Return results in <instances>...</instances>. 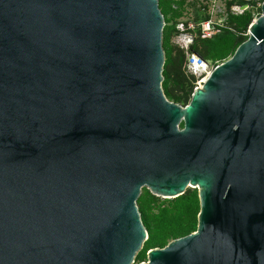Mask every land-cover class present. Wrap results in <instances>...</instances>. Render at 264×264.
<instances>
[{
  "label": "water",
  "instance_id": "water-1",
  "mask_svg": "<svg viewBox=\"0 0 264 264\" xmlns=\"http://www.w3.org/2000/svg\"><path fill=\"white\" fill-rule=\"evenodd\" d=\"M260 10L181 106L158 0H0V264H133L142 189L187 188L196 231L139 264H264Z\"/></svg>",
  "mask_w": 264,
  "mask_h": 264
},
{
  "label": "trees",
  "instance_id": "trees-1",
  "mask_svg": "<svg viewBox=\"0 0 264 264\" xmlns=\"http://www.w3.org/2000/svg\"><path fill=\"white\" fill-rule=\"evenodd\" d=\"M249 5V10L241 15L229 14L225 26L210 39H201L196 36L191 50L197 53L204 61L221 63L230 58L237 47L247 40V30L252 22L251 0H233L229 2L230 8L233 4ZM180 2L171 0H158V6L164 17V28L162 34V47L165 62L162 71V89L165 97L181 106L189 103L193 93V77H184L186 69V56L171 38L177 34L176 24L179 16ZM259 11L260 7L258 8ZM168 13L171 14L167 18ZM195 17V21L200 20ZM208 17L204 18L207 19ZM203 19V20H204ZM171 25H167L168 23ZM174 83V85L172 84ZM155 204V211H153ZM140 213L141 222L148 233L141 251L135 260L139 263L146 261L147 251L153 248H163L170 241L185 237L197 229V216L199 213V200L196 189L188 190L175 199L160 201L148 190L142 189L136 203Z\"/></svg>",
  "mask_w": 264,
  "mask_h": 264
},
{
  "label": "built area",
  "instance_id": "built-area-1",
  "mask_svg": "<svg viewBox=\"0 0 264 264\" xmlns=\"http://www.w3.org/2000/svg\"><path fill=\"white\" fill-rule=\"evenodd\" d=\"M254 0H251V2ZM248 6L249 5L245 4ZM241 4H233L230 6V14L241 15L244 11L242 10ZM225 15V14H224ZM221 19H216L212 15L207 19H202L200 21H179L176 24L177 34L175 35V40L173 44H176L186 56V69L187 71L195 77L207 78L212 69L209 64L204 61L197 53L191 50V45L196 36L201 39H210L216 33H218L226 24V15ZM248 35V31H247ZM204 79L198 83V87L204 82Z\"/></svg>",
  "mask_w": 264,
  "mask_h": 264
},
{
  "label": "rangeland",
  "instance_id": "rangeland-1",
  "mask_svg": "<svg viewBox=\"0 0 264 264\" xmlns=\"http://www.w3.org/2000/svg\"><path fill=\"white\" fill-rule=\"evenodd\" d=\"M174 2H180V8L178 9L179 18L177 21H195V17L197 16V19H204L206 17H210L211 15L216 19H221L223 15L227 16L230 14V8L228 6L229 2L233 0H171ZM264 0H254L252 1V4L254 5L252 9V21L255 20L261 12L259 11V7L261 6L262 2ZM249 10V9H248ZM246 10V11H248ZM224 15V16H225ZM171 14L168 13L167 18H170ZM221 17V18H220ZM197 20V21H200ZM167 25H171L169 22ZM174 37L171 38V43L173 44V41L175 40ZM176 45V44H175ZM186 59V58H185ZM211 69H213L216 65L220 64L217 62L208 61L207 62ZM222 63V62H221ZM192 76L193 77V88L195 89L198 87V83L202 80V78L205 80V76L203 77H195L191 75L187 70L184 72V77ZM203 80V81H204ZM174 85V83L172 82ZM202 85V84H201ZM193 89V90H194ZM170 101V100H169ZM172 102V101H170ZM188 190H194L192 188H187ZM197 191V190H196ZM160 201H162V198H159ZM155 204H153V211H155ZM145 262V261H144ZM133 264H139L136 260Z\"/></svg>",
  "mask_w": 264,
  "mask_h": 264
},
{
  "label": "bare ground",
  "instance_id": "bare-ground-1",
  "mask_svg": "<svg viewBox=\"0 0 264 264\" xmlns=\"http://www.w3.org/2000/svg\"><path fill=\"white\" fill-rule=\"evenodd\" d=\"M205 81V80H204Z\"/></svg>",
  "mask_w": 264,
  "mask_h": 264
}]
</instances>
